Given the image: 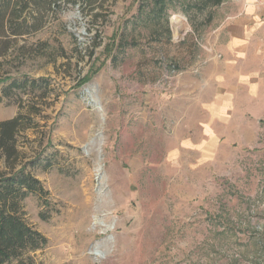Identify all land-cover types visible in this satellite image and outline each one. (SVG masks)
<instances>
[{
    "label": "rangeland",
    "instance_id": "obj_1",
    "mask_svg": "<svg viewBox=\"0 0 264 264\" xmlns=\"http://www.w3.org/2000/svg\"><path fill=\"white\" fill-rule=\"evenodd\" d=\"M141 2L60 0L28 38L45 48L0 71L24 86L0 84V121L21 114L25 127L14 166L43 188L20 201L46 239L32 262L264 264V116L201 105L233 8L193 32L180 11L133 25Z\"/></svg>",
    "mask_w": 264,
    "mask_h": 264
},
{
    "label": "trees",
    "instance_id": "obj_2",
    "mask_svg": "<svg viewBox=\"0 0 264 264\" xmlns=\"http://www.w3.org/2000/svg\"><path fill=\"white\" fill-rule=\"evenodd\" d=\"M222 3L223 0H143L133 16V25L167 20L171 10L180 11L193 32H197L211 23L213 9ZM60 4V0H0V71L13 60L36 56L45 48L40 42L29 43L28 38L41 31L50 18H56ZM2 75L3 72L0 84L9 82L6 91L24 88ZM28 84L33 88L36 82ZM21 119L18 114L0 121V163L5 168L0 170V264H33L31 253L46 244V239L24 221L20 212V201L26 195L43 193L40 181L32 173L14 166L19 156L17 136L25 129Z\"/></svg>",
    "mask_w": 264,
    "mask_h": 264
},
{
    "label": "crops",
    "instance_id": "obj_3",
    "mask_svg": "<svg viewBox=\"0 0 264 264\" xmlns=\"http://www.w3.org/2000/svg\"><path fill=\"white\" fill-rule=\"evenodd\" d=\"M221 5L233 11L223 14L215 31V56L205 73L215 88L210 107L201 104L202 108L218 118L233 113L264 116V0H224ZM226 101L230 107L222 106ZM238 101H245V107Z\"/></svg>",
    "mask_w": 264,
    "mask_h": 264
},
{
    "label": "bare ground",
    "instance_id": "obj_4",
    "mask_svg": "<svg viewBox=\"0 0 264 264\" xmlns=\"http://www.w3.org/2000/svg\"><path fill=\"white\" fill-rule=\"evenodd\" d=\"M174 25H175V32H178L179 29H180V23L178 21L174 22Z\"/></svg>",
    "mask_w": 264,
    "mask_h": 264
}]
</instances>
